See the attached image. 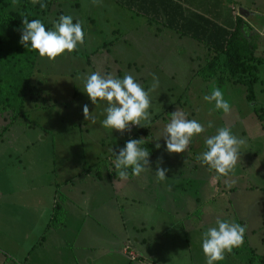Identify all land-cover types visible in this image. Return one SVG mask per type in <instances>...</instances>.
<instances>
[{"label": "rangeland", "instance_id": "1", "mask_svg": "<svg viewBox=\"0 0 264 264\" xmlns=\"http://www.w3.org/2000/svg\"><path fill=\"white\" fill-rule=\"evenodd\" d=\"M0 1V12L20 10L26 3ZM27 2L37 19L52 28L62 14L71 15L74 23L81 21L85 42L54 61L39 55L24 115L6 130L10 118L0 115V164L10 166L8 173L13 174V168L20 164L15 158L19 155L28 167V178L54 181L61 192L69 187L77 191L82 173L89 169L93 174L100 171L104 177L118 179L112 163L116 154L129 139L144 138L141 146L150 152L152 169L138 177L128 169L132 178L123 180L127 185L122 193L136 198L133 204L125 203L129 206L127 217L139 226L145 225L153 246L165 247L156 249L161 260L166 264H206L203 234L217 226L219 217L246 225L247 230L242 246L214 264H248L247 260L254 264L252 256L259 261L264 256V119L260 117L264 115V0H239L241 6L262 13L256 28L245 30L249 49L257 56L252 63L258 81L251 99L248 85L234 81L226 72L224 83L218 79L206 81L197 73L209 57L201 42L176 37L179 35L169 28L156 35L160 30L148 27L144 16L133 20V11L115 0H102L100 5L92 0L42 1L46 8L33 5L32 0ZM94 71L121 79L131 74L145 90L155 82L154 76L158 78L159 87L151 93L150 121H142L147 126L133 125L124 133L102 126L107 102L98 100L95 105L83 91L84 78ZM213 87L220 88L230 102L229 113L216 110L214 103L203 99ZM85 104L94 112L95 123L85 120ZM178 108L188 119L202 123L205 132L194 136L185 152L169 153L164 138L156 139ZM209 121L211 128L207 127ZM224 126L246 141L234 172L227 177L196 159L206 150V137ZM144 128L147 132L142 131ZM161 157L160 167L169 171L165 180L158 181L155 171ZM73 179L76 183L69 184ZM231 181H235L234 186L228 188L226 182Z\"/></svg>", "mask_w": 264, "mask_h": 264}, {"label": "crops", "instance_id": "2", "mask_svg": "<svg viewBox=\"0 0 264 264\" xmlns=\"http://www.w3.org/2000/svg\"><path fill=\"white\" fill-rule=\"evenodd\" d=\"M136 1L150 3L153 16L163 9L162 0H155L156 5L151 4L152 0ZM177 1L185 10L197 11L228 28L233 27L240 14L239 0ZM242 7L248 10L245 15L240 14L244 30L256 28L261 11ZM140 16L144 15L133 11V20ZM143 18L148 27L160 30L156 35L168 28L157 17ZM173 31L179 35L176 37H185ZM15 158H19L20 164L13 168V174L8 173L10 166L0 164V264H166L153 246L154 240L148 238L145 225L139 226L127 217L125 210L129 206L125 203L133 204L136 200L122 193L127 182L104 177L100 171L93 174L89 169L82 173L85 178L80 175L82 183L77 191L69 187L62 193L54 181L28 178V167L19 155ZM77 179L69 184H75ZM59 195L63 198L64 220L54 225L51 221Z\"/></svg>", "mask_w": 264, "mask_h": 264}, {"label": "clouds", "instance_id": "3", "mask_svg": "<svg viewBox=\"0 0 264 264\" xmlns=\"http://www.w3.org/2000/svg\"><path fill=\"white\" fill-rule=\"evenodd\" d=\"M18 0H13L16 4ZM94 5H100L102 0H92ZM32 4H40L41 8L47 5L42 0H32ZM23 31L20 43L26 48L30 47L37 50L41 57L49 60H56L58 56L65 52L75 51L78 45L85 42V32L82 22H73L71 15H60L58 21L52 29H47L41 19L29 20L25 15L22 20ZM84 90L90 97L93 104L98 100L106 101L108 106L105 108L106 118L102 121L105 128L115 129L124 133L131 131L133 125L147 126L142 121H150L149 109L152 104L151 93L159 87L158 78L154 76V83L145 90L137 79L131 74H125L121 79L111 73L102 74L94 71L85 78ZM203 99L208 103H214L216 110L224 113L231 111V104L225 99L224 93L218 87H213L209 94ZM85 120L96 122V116L89 106H83ZM212 122L209 121L207 127L211 128ZM205 132V126L195 119H188L187 114L179 108L170 115V122L164 127L161 137L166 141V148L169 153L185 152L196 135ZM144 138L129 139L126 146L119 150L115 160L112 162L116 174L120 180L129 178L131 169L132 176H140L141 173L151 170L150 152L142 147ZM246 143L243 138L237 137L230 127L224 126L217 129L216 134L206 137V150L196 157V159L210 170H215L221 176L227 177L234 172L240 160V149ZM161 145L156 144L159 148ZM113 150V149H112ZM114 151V150H113ZM115 152V151H114ZM162 157L157 161L156 177L158 181L167 178L166 172L169 169L160 167ZM227 187L234 186L235 181L226 182ZM216 227L209 228L203 234L202 249L206 257V264L224 260L226 254H230L234 248L242 246L247 230L246 225H241L235 221L221 219L217 217Z\"/></svg>", "mask_w": 264, "mask_h": 264}, {"label": "trees", "instance_id": "4", "mask_svg": "<svg viewBox=\"0 0 264 264\" xmlns=\"http://www.w3.org/2000/svg\"><path fill=\"white\" fill-rule=\"evenodd\" d=\"M116 1L150 20L157 17L155 19L163 21L164 25L181 36L201 42L207 47L209 57L197 73L206 81L218 79L220 83H224L227 80L224 75L226 72L234 81L247 84L251 93L250 99L252 98L253 86L258 81L257 68L252 62L257 56L249 49L250 45L246 38L248 36L244 33L243 17L240 14H237L233 27L228 28L197 11L188 10L189 8L185 10L177 0H162L163 9L154 14L155 16L151 13L150 3L136 0ZM25 2V6L20 10L0 12V115L7 114L10 118L4 130L25 113V101L33 91L32 78L39 56L37 50L31 49L30 42L27 48L20 43L24 27L23 17L27 15L29 20L38 18L37 14L27 8V0ZM150 2L156 5L155 0ZM163 10L165 12H162ZM42 22L47 29H52L49 24ZM260 117L264 119L263 114H260ZM142 131L147 132L146 128ZM62 200V196L59 195L51 221L54 225H60L64 220L65 209ZM253 257L251 260L254 264H264V256L259 258V261Z\"/></svg>", "mask_w": 264, "mask_h": 264}, {"label": "water", "instance_id": "5", "mask_svg": "<svg viewBox=\"0 0 264 264\" xmlns=\"http://www.w3.org/2000/svg\"><path fill=\"white\" fill-rule=\"evenodd\" d=\"M239 12H240L241 15H245L248 12V10L241 6L240 9H239Z\"/></svg>", "mask_w": 264, "mask_h": 264}]
</instances>
